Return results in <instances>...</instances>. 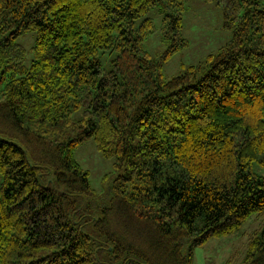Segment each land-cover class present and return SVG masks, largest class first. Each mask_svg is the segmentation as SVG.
<instances>
[{
	"label": "trees",
	"instance_id": "16d2710c",
	"mask_svg": "<svg viewBox=\"0 0 264 264\" xmlns=\"http://www.w3.org/2000/svg\"><path fill=\"white\" fill-rule=\"evenodd\" d=\"M218 2L232 38L166 79L186 0H0V264H192L264 217V0ZM88 139L115 160L104 194L75 158ZM240 264H264V223Z\"/></svg>",
	"mask_w": 264,
	"mask_h": 264
},
{
	"label": "rangeland",
	"instance_id": "374dc122",
	"mask_svg": "<svg viewBox=\"0 0 264 264\" xmlns=\"http://www.w3.org/2000/svg\"><path fill=\"white\" fill-rule=\"evenodd\" d=\"M147 16L154 23V31L144 40V49L152 59H159L167 50L169 40L162 36V14L158 6L152 7ZM181 34L188 40V46L176 51L162 63L166 79L179 75L189 65L203 62L232 38V31L223 27V10L218 0H186ZM34 31H26L17 38V43L26 50V64L33 58L32 47L35 43ZM115 53H102L101 65L105 70L112 68ZM82 110H76L72 117L80 118ZM75 158L87 170L91 187L97 193L107 192L105 175L114 170V159L105 158L96 149L94 141H83L75 150ZM253 170L264 176V165L254 161ZM2 175L0 174V182ZM103 193V194H104ZM264 217L251 214L239 228L229 234L212 236L202 244L193 247L192 264H240L248 236L261 228Z\"/></svg>",
	"mask_w": 264,
	"mask_h": 264
}]
</instances>
